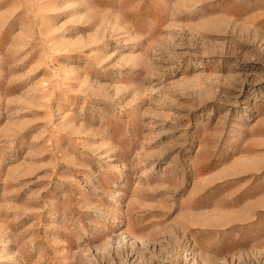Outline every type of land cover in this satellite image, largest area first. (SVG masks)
I'll use <instances>...</instances> for the list:
<instances>
[{
	"label": "rangeland",
	"instance_id": "obj_1",
	"mask_svg": "<svg viewBox=\"0 0 264 264\" xmlns=\"http://www.w3.org/2000/svg\"><path fill=\"white\" fill-rule=\"evenodd\" d=\"M0 264H264V0H0Z\"/></svg>",
	"mask_w": 264,
	"mask_h": 264
}]
</instances>
